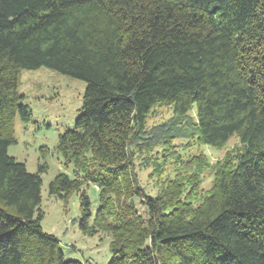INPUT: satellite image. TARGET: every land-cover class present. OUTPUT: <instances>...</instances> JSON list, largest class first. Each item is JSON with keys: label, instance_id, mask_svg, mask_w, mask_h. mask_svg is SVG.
<instances>
[{"label": "trees", "instance_id": "trees-1", "mask_svg": "<svg viewBox=\"0 0 264 264\" xmlns=\"http://www.w3.org/2000/svg\"><path fill=\"white\" fill-rule=\"evenodd\" d=\"M42 66L86 82L57 149L103 189L131 168L134 148L176 138L218 146L240 136L207 211L134 191L149 214L141 232L106 225L101 205L90 227L91 200L81 191L84 232L114 233L108 264H163L165 252L183 264H264V0H0V264H88L67 259L60 239L43 230L47 164L30 172L8 152L16 115L28 122L32 113L20 70ZM161 104L173 116L149 129ZM87 161L109 177L87 172ZM83 184L61 172L49 189L66 199Z\"/></svg>", "mask_w": 264, "mask_h": 264}, {"label": "rangeland", "instance_id": "rangeland-1", "mask_svg": "<svg viewBox=\"0 0 264 264\" xmlns=\"http://www.w3.org/2000/svg\"><path fill=\"white\" fill-rule=\"evenodd\" d=\"M85 89L84 80L45 66L21 69L19 90L32 113L28 122L16 115L14 133L17 142L10 145L8 152L24 162L30 172L38 171L41 163L47 164V170L42 173L40 207L44 216L41 225L44 231L60 239L66 258L88 264H108L114 233L96 227L93 234L84 232L80 226L81 191L85 190L91 200L90 227L94 226V217L101 205L106 225L132 224L141 232L147 227L149 218L142 195L178 196V202H173L176 205L188 211L199 208L207 211L214 204L211 195L215 191L217 171L230 165L241 142L240 136L235 134L218 146L202 143L197 138H176L169 146L157 145L146 151L134 148L136 152L131 168L114 169L119 173L116 175L117 182L103 189L73 163L66 164L57 149L59 135L72 128L80 114ZM172 116V106L157 105L148 118V128L168 123ZM85 168L94 176L109 177L106 169L93 161H87ZM61 172L84 179L83 186L71 191L66 199L51 194L49 189L50 182ZM140 238L141 235L138 239L134 236L132 241L139 242ZM161 255L163 264H183L171 252Z\"/></svg>", "mask_w": 264, "mask_h": 264}]
</instances>
